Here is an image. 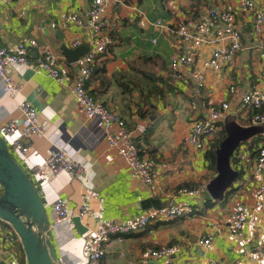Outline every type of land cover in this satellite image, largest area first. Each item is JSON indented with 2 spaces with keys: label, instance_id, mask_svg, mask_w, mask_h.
<instances>
[{
  "label": "crops",
  "instance_id": "crops-1",
  "mask_svg": "<svg viewBox=\"0 0 264 264\" xmlns=\"http://www.w3.org/2000/svg\"><path fill=\"white\" fill-rule=\"evenodd\" d=\"M89 4L90 0H0V45L10 52L18 44L29 46L31 65L9 67L12 79L21 86L19 95L3 93L0 83V128L10 118L21 120L18 105L22 100L36 110L42 128L41 134L30 137L22 160L15 159L28 172L43 165L49 153L61 147L84 170L79 177L63 173L36 188L50 221L55 263L84 264L87 237L101 222L126 220L158 209L147 207L151 200H157L164 207H187L191 213L112 238L104 245L101 264H163V259L150 257L147 251L174 245L179 251L171 255L172 264H260L252 251L259 244L264 246V208L257 226L247 227L236 237L228 228L235 209L252 205L256 185L264 183V173L255 169L259 149L264 147V124L253 123V112L240 107L245 94L254 89L264 91V25L259 34L253 33V18L240 12L241 0H124L118 5L105 4L106 28L100 37L105 51L92 65L87 88L94 99L118 114L137 146L155 162L153 184L147 187L131 177L128 166L106 147L103 127L87 121L78 111L70 89L33 66L50 52L63 72L73 78L78 75L77 61L69 63L64 51L75 49L74 43L83 51L94 47L87 27ZM222 6L237 14L242 49L216 68L206 69L200 63L210 56L211 47L190 50L180 45L170 29L195 20L211 7ZM259 9L264 11V0ZM64 13H76L82 25H63ZM141 17L153 24L165 23L168 28H141ZM183 52L194 53L195 68L204 75L205 86L199 94L189 69L179 78L171 75V58ZM230 88L233 91L229 92ZM193 101L195 110L191 108ZM223 102L230 110L223 115L221 130L213 141L231 115L240 127L258 130L236 148L231 166L238 172L237 179L222 201H214L206 187L217 173L204 157L211 144L201 139L192 145L188 135L193 123L206 117L209 106ZM263 111L264 106L259 112ZM181 187L199 189L200 193L180 195ZM57 199L66 202L70 213L60 224L53 223L51 214ZM84 200L88 210L80 218ZM2 228L10 230L5 224ZM207 235L212 237L210 247L199 245ZM14 254L13 262L4 258L1 264H27L20 243Z\"/></svg>",
  "mask_w": 264,
  "mask_h": 264
},
{
  "label": "built area",
  "instance_id": "built-area-1",
  "mask_svg": "<svg viewBox=\"0 0 264 264\" xmlns=\"http://www.w3.org/2000/svg\"><path fill=\"white\" fill-rule=\"evenodd\" d=\"M123 1L90 0L87 27L91 33L94 47L77 60L76 64L79 72L76 77L73 78L63 72L55 64L56 57L50 52L37 59L33 66L42 69L53 80L70 89L78 111L83 114L87 121H96L103 127L106 147L109 150H114L123 160L129 168L131 177L141 180L145 186L150 187L153 184L155 162L137 146L131 131L119 118L118 114L94 99L87 88L92 76V65L105 51L104 43L100 38L106 28L104 19L105 4L118 5L122 4ZM262 2L263 0H241L240 12L252 16V31L254 34H259L264 25V11L259 9ZM61 21L63 25H82L83 23L76 13L62 14ZM138 24L141 28L147 25L168 28L165 23L156 22L153 24L144 17L139 19ZM170 30L174 32L180 45L189 47L190 50H196L204 46L211 47L210 56L201 60L200 63L206 69L216 68L220 61H227L242 49L241 29L237 23V14L228 7H211L207 13L199 15L195 20L180 22L179 25ZM77 46H79L78 43L72 45V47ZM29 52L30 47L25 44H18L14 52H10L0 45V83L3 93L20 94L21 86L12 79L9 67L11 65L31 66ZM195 59L193 52L176 54L170 60V71L172 77L179 78L182 71L189 69L195 90L199 94L204 89L205 79L202 71L195 68ZM231 91H233V88L229 89V92ZM263 106V90L254 89L241 99V110L252 111L251 121L255 124H264V111L259 112ZM191 108L196 109L194 101L191 103ZM18 110L21 113V120L10 118L0 128V136L7 144L11 155L16 156L14 158L18 160H22L28 152L30 137L41 134L42 128L37 121V112L30 103L22 100L18 105ZM229 110L230 107L227 102H223L217 107L209 106L206 117L201 121L194 122L191 126L188 142L197 145L203 139L210 144L213 143L214 136L221 130V119ZM7 139H10V142H7ZM255 169L257 172L264 173V147L259 149ZM83 171V167L75 157L69 154L65 148L57 147L49 153L43 165L31 167L26 173L34 187L37 188L60 174L64 173L71 177H79ZM199 193V189L186 187L178 189L180 195L197 196ZM263 199L264 183L260 182L254 190L253 204L238 207L233 212L228 228V232L232 237L238 236L249 226H257L264 208ZM87 210L88 204L84 200L79 211V217L82 218ZM190 213L191 209L184 206H167L150 209L137 217L126 220L103 221L99 228L87 237L88 240L84 247V264H101L104 257V245L112 238L137 233L156 222L172 221ZM51 214L55 224L63 223L70 218L67 204L61 199H57L52 203ZM2 224L0 222V264L4 258L11 259L12 262L15 260V246L19 244L17 235L11 229L4 231ZM211 241L212 237L207 235L200 239L198 244L203 247H210ZM178 251V246L174 245L160 249H150L147 254L150 257L163 259V264H172L171 255ZM252 257L260 264H264V246L262 244L253 249ZM211 264L216 263L212 261Z\"/></svg>",
  "mask_w": 264,
  "mask_h": 264
},
{
  "label": "water",
  "instance_id": "water-1",
  "mask_svg": "<svg viewBox=\"0 0 264 264\" xmlns=\"http://www.w3.org/2000/svg\"><path fill=\"white\" fill-rule=\"evenodd\" d=\"M69 63L86 55L81 46L64 51ZM235 116L226 118L225 138L215 155L217 175L206 191L214 201H222L238 172L231 166V157L240 143L257 133V128H243L236 124ZM148 208L164 207L151 200ZM0 222L7 224L17 235L27 264H53L57 261L51 242L50 221L40 195L23 167L11 155L0 136Z\"/></svg>",
  "mask_w": 264,
  "mask_h": 264
},
{
  "label": "trees",
  "instance_id": "trees-1",
  "mask_svg": "<svg viewBox=\"0 0 264 264\" xmlns=\"http://www.w3.org/2000/svg\"><path fill=\"white\" fill-rule=\"evenodd\" d=\"M194 1V0H192ZM225 132L222 130L219 138L217 140H215L213 143H211V146L209 147V149L205 152V159L206 161L209 163V166H211L213 169L215 168V155H216V150L218 149L221 141L225 138ZM5 224V223H3ZM6 226H8L7 224H5ZM11 229V228H10Z\"/></svg>",
  "mask_w": 264,
  "mask_h": 264
},
{
  "label": "rangeland",
  "instance_id": "rangeland-1",
  "mask_svg": "<svg viewBox=\"0 0 264 264\" xmlns=\"http://www.w3.org/2000/svg\"><path fill=\"white\" fill-rule=\"evenodd\" d=\"M53 264H56L55 262Z\"/></svg>",
  "mask_w": 264,
  "mask_h": 264
}]
</instances>
